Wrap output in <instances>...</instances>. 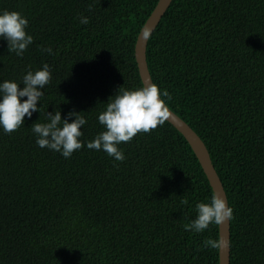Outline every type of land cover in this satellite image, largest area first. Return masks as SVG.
<instances>
[{"label":"trees","instance_id":"1","mask_svg":"<svg viewBox=\"0 0 264 264\" xmlns=\"http://www.w3.org/2000/svg\"><path fill=\"white\" fill-rule=\"evenodd\" d=\"M157 2L0 0V11L28 18L34 36L22 57L0 40V82L45 63L52 70L40 112L11 134L0 130V264H219V246H203L219 241L218 224L184 229L195 204L214 194L170 123L121 143L123 162L86 146L104 130L98 116L119 88L143 87L134 49ZM146 62L222 183L230 264H264V0H172ZM54 110L87 119L85 147L71 158L39 147L31 131Z\"/></svg>","mask_w":264,"mask_h":264},{"label":"clouds","instance_id":"2","mask_svg":"<svg viewBox=\"0 0 264 264\" xmlns=\"http://www.w3.org/2000/svg\"><path fill=\"white\" fill-rule=\"evenodd\" d=\"M81 24H88L89 17L81 15ZM28 18L19 11H0V40L7 41L8 51L22 57L33 44L34 36L27 29ZM41 51L53 55L51 46H41ZM52 79L51 66L47 63L37 70L29 69L21 81L3 80L0 82V130L6 134L24 127L25 118L31 119L33 113L40 112L38 102L44 96L45 86ZM26 97V99H25ZM171 94L157 84L136 89L119 88L106 103V109L98 116L104 130L94 139L86 142L90 150L104 151L114 161L126 159L120 145L130 142L138 133H148L163 125L170 115L167 100ZM46 121L35 122L31 131L36 144L41 148L59 152L64 158H71L75 151L85 147L83 126L87 119L82 112L70 111L62 118L61 111L46 112ZM74 118V119H73ZM71 121V122H69ZM188 204V200L182 201ZM196 217L184 225L186 231L202 233L213 224H221L232 215L223 198L213 195L209 202L195 204ZM206 248H217L219 241L208 237L203 241Z\"/></svg>","mask_w":264,"mask_h":264},{"label":"water","instance_id":"3","mask_svg":"<svg viewBox=\"0 0 264 264\" xmlns=\"http://www.w3.org/2000/svg\"><path fill=\"white\" fill-rule=\"evenodd\" d=\"M172 0H158L155 8L141 27L135 43V59L139 76L143 86L151 85L152 80L149 74L147 62H146V47L147 41L150 35L154 32L164 13L170 6ZM170 115L166 119L186 140L190 146L193 154L198 160L205 176L208 180L213 194L223 198L228 206L227 197L223 189L222 183L214 169L211 162L209 153L199 138V136L177 115H175L170 109ZM230 220L227 218L221 224H218L219 228V264H230Z\"/></svg>","mask_w":264,"mask_h":264}]
</instances>
